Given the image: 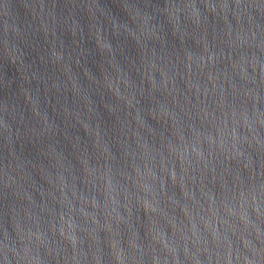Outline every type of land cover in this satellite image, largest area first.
Wrapping results in <instances>:
<instances>
[{"label": "water", "instance_id": "obj_1", "mask_svg": "<svg viewBox=\"0 0 264 264\" xmlns=\"http://www.w3.org/2000/svg\"><path fill=\"white\" fill-rule=\"evenodd\" d=\"M0 264H264V0H0Z\"/></svg>", "mask_w": 264, "mask_h": 264}]
</instances>
